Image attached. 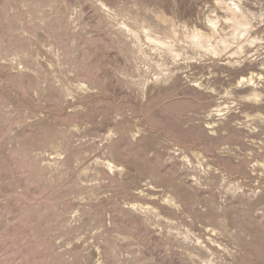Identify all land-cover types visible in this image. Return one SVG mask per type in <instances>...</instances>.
Returning a JSON list of instances; mask_svg holds the SVG:
<instances>
[{"label": "rangeland", "instance_id": "1", "mask_svg": "<svg viewBox=\"0 0 264 264\" xmlns=\"http://www.w3.org/2000/svg\"><path fill=\"white\" fill-rule=\"evenodd\" d=\"M0 264H264V0H0Z\"/></svg>", "mask_w": 264, "mask_h": 264}]
</instances>
